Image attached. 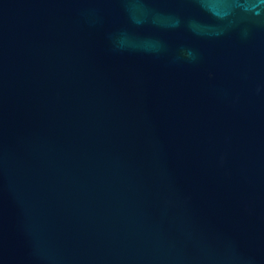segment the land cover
Returning a JSON list of instances; mask_svg holds the SVG:
<instances>
[{
  "label": "water",
  "instance_id": "95a60500",
  "mask_svg": "<svg viewBox=\"0 0 264 264\" xmlns=\"http://www.w3.org/2000/svg\"><path fill=\"white\" fill-rule=\"evenodd\" d=\"M0 264H264V0H0Z\"/></svg>",
  "mask_w": 264,
  "mask_h": 264
}]
</instances>
